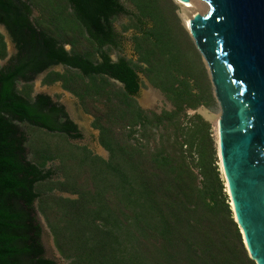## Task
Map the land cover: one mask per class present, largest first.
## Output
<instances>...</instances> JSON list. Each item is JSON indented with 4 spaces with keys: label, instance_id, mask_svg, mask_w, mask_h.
Listing matches in <instances>:
<instances>
[{
    "label": "trees",
    "instance_id": "1",
    "mask_svg": "<svg viewBox=\"0 0 264 264\" xmlns=\"http://www.w3.org/2000/svg\"><path fill=\"white\" fill-rule=\"evenodd\" d=\"M125 1L136 10L122 0H0V24L17 46L10 58L0 32V60L9 59L0 69V264H57L41 217L70 264H257L213 124L199 113L219 104L179 6ZM121 16L137 62L113 59L125 44ZM57 66L64 72L43 85L61 83L79 99L109 159L72 144L84 137L65 107L34 95L35 80ZM141 75L171 109L141 106Z\"/></svg>",
    "mask_w": 264,
    "mask_h": 264
},
{
    "label": "water",
    "instance_id": "2",
    "mask_svg": "<svg viewBox=\"0 0 264 264\" xmlns=\"http://www.w3.org/2000/svg\"><path fill=\"white\" fill-rule=\"evenodd\" d=\"M203 1L210 12L197 14L188 30L208 66L222 111L218 150L235 219L250 257L264 264V0ZM2 27L10 37L14 56L17 46ZM124 43L123 50L131 55V44L126 38ZM37 94L48 95L41 89ZM61 104L80 127L81 141L105 157L81 109Z\"/></svg>",
    "mask_w": 264,
    "mask_h": 264
},
{
    "label": "rangeland",
    "instance_id": "3",
    "mask_svg": "<svg viewBox=\"0 0 264 264\" xmlns=\"http://www.w3.org/2000/svg\"><path fill=\"white\" fill-rule=\"evenodd\" d=\"M123 1H125V0H123ZM174 1L180 8L179 14H180L183 22L185 23V25H187V22L191 21V19H193L197 14L207 15L210 12L209 4H207L203 0H191V2L189 3V6H187V4H182V3L178 2L177 0H174ZM125 4L127 7L134 9V6L132 4L127 3V2ZM36 12L37 13L35 14V16L37 17L39 15V12L38 11H36ZM130 23H131V20L127 16H121L116 21L115 26L120 33H123V27L129 25ZM2 31L4 33H6L3 29H2ZM123 35L132 46V54L129 55L124 50H116L113 52V59L115 61H117L120 57H126L129 60H133V61L137 62L138 56L135 53L134 43L132 41V38L134 36V32L130 31L128 33H123ZM6 37L8 40V51H9V55L11 58L12 50H13L12 42H11L10 37L8 35H6ZM8 60H6V61L0 60V69H2L3 67L6 66V64L8 63ZM64 70L65 69L63 67L54 68V71L61 72V73H63ZM46 76H47V74H43L35 80V82H34V95H36V92L38 89H41L58 102L69 103V104H73L75 106H78L81 109V111L83 112V114L85 115L90 127L92 128L101 149H103L106 152V156L103 157L102 155H100L98 152H96L94 149H92L90 146H88L87 144H85L81 140H71V143L74 145L81 146V147H87L95 155L101 156L105 159H109V157H110L109 153L100 144L99 131H97L93 128L94 117L85 112V110L82 107L79 99H77L76 97H74L73 95H71L70 93L65 91L63 89V87L61 86V83L55 84L53 86H44L43 80L45 79ZM142 80L145 83V86L143 87L142 92L138 98L141 106L146 110L157 111V112H161L164 109H171V105L167 102V100L162 95V93L160 91L154 89L153 87H151L145 81L144 78H142ZM22 87H23V84H20L19 88L22 89ZM199 113H201L207 120H209L213 124L215 136H216V139L218 141V123H219V120L221 119V116H222V111H221L220 105H218V107L216 109L202 108L199 110ZM59 164H60L59 161L50 163L48 166V169H54V167L58 166ZM220 165H221V163H220ZM56 179L57 178L55 176V180ZM57 194L60 196H63V197H67V198H76L74 196H71V195L65 194V193H59L58 192ZM41 220L43 221V224L45 227L44 245H45L46 254H47L48 258L56 261L57 264H70V261L64 259L61 256V254L59 253V251L57 250L55 243H54L53 236H52L48 226L46 225V223L42 217H41Z\"/></svg>",
    "mask_w": 264,
    "mask_h": 264
},
{
    "label": "crops",
    "instance_id": "4",
    "mask_svg": "<svg viewBox=\"0 0 264 264\" xmlns=\"http://www.w3.org/2000/svg\"><path fill=\"white\" fill-rule=\"evenodd\" d=\"M123 1V0H122ZM125 1H123V3H124ZM126 3V2H125ZM124 3V4H125ZM131 4V3H130ZM126 5V4H125ZM127 8H129V7H127ZM129 9H131V8H129ZM132 11H135L136 10V8L134 7V9H131ZM37 10H35V13L34 14H36L37 12H36ZM39 16V15H38ZM37 16V17H38ZM1 26H0V32L2 33V34H4V36L6 37V33H4L3 31H2V29H3V27L2 26H4V25H2V24H0ZM5 27V26H4ZM4 30V29H3ZM5 31V30H4ZM9 36V35H8ZM6 41H7V43H8V40H7V37H6ZM67 49L68 50H70L71 49V47H67ZM57 67H63L64 69H65V67L64 66H57ZM57 67H55V68H57ZM51 71H54V68L53 69H51L50 71H48V72H46L45 74H48L49 72H51ZM57 72V71H56ZM61 86H62V84H61ZM54 99V98H53ZM55 100V99H54ZM99 137H100V133H99ZM100 141V140H99Z\"/></svg>",
    "mask_w": 264,
    "mask_h": 264
},
{
    "label": "bare ground",
    "instance_id": "5",
    "mask_svg": "<svg viewBox=\"0 0 264 264\" xmlns=\"http://www.w3.org/2000/svg\"><path fill=\"white\" fill-rule=\"evenodd\" d=\"M187 6H189V4H187ZM190 22H191V21H188V22H187V25H186L187 28L189 27ZM221 166L223 167L222 163H221ZM226 183H227V182H226ZM226 186L228 187V191H229V184L227 183ZM232 206H233V208H234V204H233V203H232ZM235 218H236V215H235Z\"/></svg>",
    "mask_w": 264,
    "mask_h": 264
},
{
    "label": "flooded vegetation",
    "instance_id": "6",
    "mask_svg": "<svg viewBox=\"0 0 264 264\" xmlns=\"http://www.w3.org/2000/svg\"><path fill=\"white\" fill-rule=\"evenodd\" d=\"M45 95V94H44ZM49 96V95H48ZM54 100V99H53ZM55 102H58V101H56V100H54ZM58 103H60V102H58ZM60 105H62L61 103H60ZM63 106V105H62ZM78 126V125H77ZM79 127V126H78ZM79 130H80V132L82 133V131H81V129H80V127H79ZM83 134V133H82ZM83 137H84V135H83Z\"/></svg>",
    "mask_w": 264,
    "mask_h": 264
}]
</instances>
